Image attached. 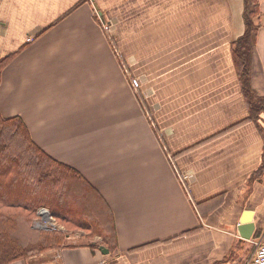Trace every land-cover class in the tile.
Here are the masks:
<instances>
[{
  "label": "crops",
  "instance_id": "crops-1",
  "mask_svg": "<svg viewBox=\"0 0 264 264\" xmlns=\"http://www.w3.org/2000/svg\"><path fill=\"white\" fill-rule=\"evenodd\" d=\"M258 3L242 76L245 0H0V59L13 55L0 110L104 195L118 240L75 232L10 264H252L264 236Z\"/></svg>",
  "mask_w": 264,
  "mask_h": 264
},
{
  "label": "trees",
  "instance_id": "trees-1",
  "mask_svg": "<svg viewBox=\"0 0 264 264\" xmlns=\"http://www.w3.org/2000/svg\"><path fill=\"white\" fill-rule=\"evenodd\" d=\"M258 0H245L244 36L234 43L240 75H248L255 47ZM13 59H0V86ZM47 208L71 231L100 236L110 250L117 246L114 213L104 195L77 169L48 154L32 137L20 116L0 110V264L27 259L67 245L68 233L34 228L38 211Z\"/></svg>",
  "mask_w": 264,
  "mask_h": 264
},
{
  "label": "built area",
  "instance_id": "built-area-1",
  "mask_svg": "<svg viewBox=\"0 0 264 264\" xmlns=\"http://www.w3.org/2000/svg\"><path fill=\"white\" fill-rule=\"evenodd\" d=\"M104 30L108 33H110V31H112V25H110V23L104 25ZM28 41H32V38H29ZM120 56V58H123V55L121 53L118 54ZM178 176L180 181L182 182V184L184 185V187L186 188V190L189 191L185 181L188 178L186 174H181L178 170H177ZM40 215L43 217V221L45 222H50V214L48 213V211L46 209H42L40 212ZM49 219V220H48ZM41 221V222H43ZM57 229V228H55ZM252 264H264V236H263V240L257 245V249L254 253V256L252 258Z\"/></svg>",
  "mask_w": 264,
  "mask_h": 264
},
{
  "label": "rangeland",
  "instance_id": "rangeland-1",
  "mask_svg": "<svg viewBox=\"0 0 264 264\" xmlns=\"http://www.w3.org/2000/svg\"><path fill=\"white\" fill-rule=\"evenodd\" d=\"M116 51H117V55H118L120 51L117 49H116ZM42 209H46L48 211V213L50 214V211L47 208L39 209L38 218L35 221L34 226H33L34 228H38V229H48V228L49 229H55V228H57L58 230H62L63 232L68 233V228H67L66 224L61 223L60 221L54 219V217L51 214H50L51 215L50 216V222H45V221L41 220V219H43V217L40 215V212ZM41 221H43V222H41ZM75 232H83V231H78V230L77 231H71V230H69L68 234H73Z\"/></svg>",
  "mask_w": 264,
  "mask_h": 264
},
{
  "label": "water",
  "instance_id": "water-1",
  "mask_svg": "<svg viewBox=\"0 0 264 264\" xmlns=\"http://www.w3.org/2000/svg\"><path fill=\"white\" fill-rule=\"evenodd\" d=\"M101 251L105 254L109 253V249L106 248L105 246H101Z\"/></svg>",
  "mask_w": 264,
  "mask_h": 264
},
{
  "label": "bare ground",
  "instance_id": "bare-ground-1",
  "mask_svg": "<svg viewBox=\"0 0 264 264\" xmlns=\"http://www.w3.org/2000/svg\"><path fill=\"white\" fill-rule=\"evenodd\" d=\"M49 220V219H48Z\"/></svg>",
  "mask_w": 264,
  "mask_h": 264
}]
</instances>
